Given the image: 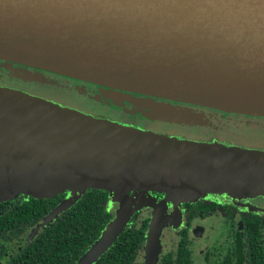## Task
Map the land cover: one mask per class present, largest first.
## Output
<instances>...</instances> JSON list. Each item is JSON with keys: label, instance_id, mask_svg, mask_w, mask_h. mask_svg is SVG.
I'll use <instances>...</instances> for the list:
<instances>
[{"label": "water", "instance_id": "1", "mask_svg": "<svg viewBox=\"0 0 264 264\" xmlns=\"http://www.w3.org/2000/svg\"><path fill=\"white\" fill-rule=\"evenodd\" d=\"M0 59L147 96L138 109L149 120L200 118L153 98L264 115V0H0ZM88 188L119 206L76 264L107 250L151 203L146 192L179 203L264 189V150L155 132L0 87V201L68 191L35 233Z\"/></svg>", "mask_w": 264, "mask_h": 264}, {"label": "flooded vegetation", "instance_id": "2", "mask_svg": "<svg viewBox=\"0 0 264 264\" xmlns=\"http://www.w3.org/2000/svg\"><path fill=\"white\" fill-rule=\"evenodd\" d=\"M27 70L33 73L41 72L49 81L39 83L33 79H24ZM63 80L64 84L61 82ZM67 82L72 83L69 89L91 102L127 116L147 120L138 111L136 107L138 105L134 106L135 103L131 101L133 96L146 98L144 95L122 91L120 99L103 92L110 90L106 86L0 59V87L27 92L23 87L25 84H56L67 87ZM192 107L209 119V125H202L207 128L214 127L218 123L221 126L224 122L257 124L264 120V115L228 112L196 105ZM116 121L124 123L120 120ZM129 124L141 127L134 122ZM207 139L206 141L218 140L214 136ZM248 147L264 150V147L256 145ZM147 194L151 205L134 211L124 227L125 229L129 225L132 228L144 229V238L138 247L135 264H264V189L238 193L209 192L195 200L179 203L168 200L163 193L148 192ZM109 200L108 210L111 213V220L117 204L114 203L115 207L111 208ZM5 201L8 200L0 202ZM154 226H159V247L156 248L152 259L148 260L150 233ZM33 228L23 232L12 246L8 239L2 240L3 243L5 242V247L0 255V264L8 261L15 246L29 240V235H33Z\"/></svg>", "mask_w": 264, "mask_h": 264}, {"label": "trees", "instance_id": "3", "mask_svg": "<svg viewBox=\"0 0 264 264\" xmlns=\"http://www.w3.org/2000/svg\"><path fill=\"white\" fill-rule=\"evenodd\" d=\"M27 72L26 77L29 80L46 79L41 72V74L29 70ZM103 92L121 99L122 91L120 90L110 88ZM145 97L133 96L131 101L137 105L146 103L147 96ZM153 99L190 107L194 113L200 116L199 123L194 125L210 124L209 119L203 113L192 107L195 105L160 98ZM66 197H68V191L47 198H34L18 194L13 199L0 202V255L5 247V242L3 243L2 240L8 239L12 246V243L16 242L23 232H27L37 225ZM108 200L109 192L104 189H85L73 204L58 214L46 227L38 229L32 236L29 235V240L24 244L15 246L5 264H76L110 221L111 213L108 210ZM123 229L111 246L107 248L108 250L93 264H135L134 259L138 247L144 238V229L132 228L129 225Z\"/></svg>", "mask_w": 264, "mask_h": 264}, {"label": "rangeland", "instance_id": "4", "mask_svg": "<svg viewBox=\"0 0 264 264\" xmlns=\"http://www.w3.org/2000/svg\"><path fill=\"white\" fill-rule=\"evenodd\" d=\"M27 74L25 73L24 78L28 79ZM35 77V76H33ZM53 79H56V77H52ZM32 80V79H31ZM35 81H38L39 83H44L46 81H49L47 78L43 79H33ZM43 80V81H41ZM60 80V79H58ZM62 84H64V80L61 81ZM71 82H67V87H63L60 85L52 84H33V85H23V87L27 90L28 93L40 96L49 100H53L55 102L61 103L65 106L74 107L76 109H79L86 113H91L95 115L100 116H108L111 118V120L116 121L120 120L123 121L126 125H130L129 123L134 122L136 125H141L143 129H149L155 132L160 133H168V134H183L184 138H188L191 140H199V141H206L207 138H210L212 136L216 137L218 140H216L219 143L226 144L229 146H237L243 149H255L250 148L248 146H261L264 147V120L260 121V123L254 124V123H246L243 122H224V124H215L216 126L207 128L205 126H181L182 124H176V123H168L158 120H143V119H137L138 117L133 116H127L123 113L116 112L109 110L105 108L104 106H100L94 102L89 101L85 97L79 95L74 90L69 89V86L71 85ZM11 89V88H10ZM16 90V89H15ZM21 91V90H20ZM26 92V91H25ZM137 103H135L134 106H136ZM141 104V103H138ZM138 107V106H136ZM103 116V117H105ZM107 118V117H106ZM108 118V119H110ZM118 122V121H117ZM121 123V122H119ZM212 124V123H211ZM135 126V125H133ZM140 127V126H135ZM178 136V135H177ZM226 141V142H225ZM145 197H149L148 194H145ZM114 203H112L111 208L115 207L113 206ZM117 207L114 210V214L111 220H114L116 216V211L118 209V203ZM151 204H144L143 206H148ZM139 208V209H140ZM121 218H118L117 222L118 225L121 223ZM37 226V225H36ZM158 230L159 226H154L151 231L150 236V244L147 251V258L148 260L152 259V255L155 254L156 248L159 247V238H158Z\"/></svg>", "mask_w": 264, "mask_h": 264}]
</instances>
